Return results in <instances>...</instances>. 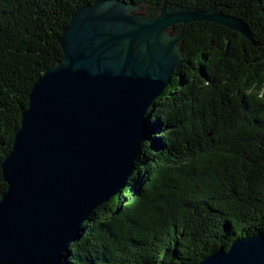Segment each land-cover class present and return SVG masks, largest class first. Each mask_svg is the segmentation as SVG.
<instances>
[{
	"label": "trees",
	"instance_id": "obj_1",
	"mask_svg": "<svg viewBox=\"0 0 264 264\" xmlns=\"http://www.w3.org/2000/svg\"><path fill=\"white\" fill-rule=\"evenodd\" d=\"M94 1L0 0V197L1 162L31 87L63 56L58 38L72 13ZM123 1L156 9L215 1L257 44L216 22L184 26L181 62L147 110L131 176L89 214L62 263L196 264L264 235V0Z\"/></svg>",
	"mask_w": 264,
	"mask_h": 264
},
{
	"label": "water",
	"instance_id": "obj_2",
	"mask_svg": "<svg viewBox=\"0 0 264 264\" xmlns=\"http://www.w3.org/2000/svg\"><path fill=\"white\" fill-rule=\"evenodd\" d=\"M158 9L144 18L133 3L96 0L62 29L63 56L34 81L1 162L0 264H63L89 214L125 186L146 139L147 110L181 62L187 23L216 22L257 44L248 24L215 1ZM176 23L181 29L167 33ZM196 264H264V235Z\"/></svg>",
	"mask_w": 264,
	"mask_h": 264
},
{
	"label": "rangeland",
	"instance_id": "obj_3",
	"mask_svg": "<svg viewBox=\"0 0 264 264\" xmlns=\"http://www.w3.org/2000/svg\"><path fill=\"white\" fill-rule=\"evenodd\" d=\"M140 7H142V12H141V14L143 15V17L145 18V17H148V15H149V13L150 12H153V11H155L154 13L155 14H158L159 12H160V9H158V7H157V9L156 8H154V7H143V6H140ZM155 14H153V15H155ZM151 17V16H150ZM170 28L171 27H169L167 30H166V32L167 33H170V34H176L177 32H171L170 31Z\"/></svg>",
	"mask_w": 264,
	"mask_h": 264
}]
</instances>
